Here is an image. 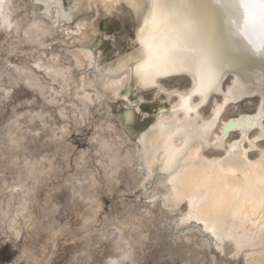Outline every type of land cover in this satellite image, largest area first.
Instances as JSON below:
<instances>
[{
  "label": "bare ground",
  "instance_id": "obj_1",
  "mask_svg": "<svg viewBox=\"0 0 264 264\" xmlns=\"http://www.w3.org/2000/svg\"><path fill=\"white\" fill-rule=\"evenodd\" d=\"M75 2L78 7L72 12L71 20H62L60 26L55 29L57 43L54 47L49 50L40 49L32 52L31 46L24 43V29L33 22L32 13L34 11L43 12V5L35 6L34 0H4V5L0 6L2 8V11H0V33L2 34L0 55L3 53L8 57L10 56L9 53H13V55L23 53L22 60L14 65L17 67L27 66L32 69V65L37 59L49 63V57L53 55L60 56V59L56 62L57 64L70 67L71 65L66 63V59L69 58V54L76 55L75 49L83 48L92 52L96 58L95 66L88 69L84 58L80 57L81 62L85 63V68L79 71V74L85 75L91 82L98 83V90L101 95H108L109 99L96 101L90 108L92 124L88 139L90 141L94 135H97L98 129L101 127L100 122L108 117L107 123L103 126L105 131L99 132V135L105 140H113L115 137H119V140L116 141L120 145L117 155L124 158L120 162L116 176L119 183H113L109 180L105 175L104 168L96 164L97 160H102L104 164H107L111 158L103 152L97 155L100 149L99 144L90 143V150L80 151L74 158H71L67 137L75 123L71 119L72 109L70 106L66 108V114L69 116L68 120L60 119L58 108L54 109L51 106H47V109L43 108L44 111L53 113L54 121H49L50 124L55 122L57 128L67 126L69 134L60 142L49 140L53 133L50 129L42 130L39 120L29 124L30 116L15 115L10 121L14 120L16 116H21V118L16 124L9 121L5 130V144L14 160L0 167L1 173L2 170H7L13 175L9 182H7L8 180L0 181V231L5 230V233L8 232L15 238L20 235L23 226L24 229H30L37 236L43 232L48 235L51 232L55 233L57 229L53 228L52 223L41 220L42 212L56 210L51 201L47 200L40 206L37 212L42 213L41 217L36 216L31 207L38 200L36 194L41 185L48 179L61 177V182H58V185L55 184L54 188L51 187L52 191L53 189L60 190V187L66 188L70 199H76L84 208L80 218V227L76 230H70L68 233H71L73 237L82 238L87 248H89L94 234L98 240L108 238L112 251L110 257L103 264H110L111 261H116L117 264H141L144 258L143 250L147 240L150 242V236L151 239L155 237V241H153L155 243L159 238L168 239V245L171 246V249L168 247L170 250L167 249V254L180 259L182 264H214L215 259L207 256L210 249L217 251L224 262L236 264L240 261L244 264H264V139H258V137H264V129L259 126L248 129L235 128L223 138V147L213 146V142L220 137V127L226 120L239 119L242 116L256 118L261 112V103L264 98L258 92L254 95L243 92L234 94L233 90L238 87V82L241 80L240 72L225 69L217 84V87L224 93L223 96H218L213 91L206 94V103L196 111L187 115L183 110L172 112L170 109L179 102L180 95L170 97L169 93L182 95L194 83L191 75L192 65L191 62H188L184 65L189 69L187 74L179 70L170 71L168 75L157 76L147 88L138 86L134 79L130 82L131 90L134 88L133 90L136 92L151 91L153 96L161 102H168V104H160L154 119L136 134L135 138H132L128 132L120 128V120L112 112V103L119 98L123 99V95H127L129 91L126 92L125 87L120 86L117 90L105 93L103 85L116 84L118 81H122L123 78L128 76V72L120 71V69L128 61L143 59L146 55V51L142 49L136 33L143 24L144 19L149 15L150 0H134L140 7H131L130 0H120L119 4L111 9L105 7V0H75ZM72 3L73 0L63 3L65 11ZM123 7L129 9L136 23L135 39L130 52L119 56L115 61L105 64L100 58V50L97 44H93L95 36L91 35L93 29L97 33L96 16L99 14H113ZM51 15L55 18V9L52 10ZM37 19H42L45 24L51 23L47 17L37 16ZM5 20L12 25L11 28L7 27ZM71 22H73V25L70 24ZM18 23H20L19 31L17 30ZM77 24L84 25L80 35H77ZM61 41L63 42L61 43ZM45 42L50 43L51 39L46 38ZM224 58L235 61L239 59V56L238 54H225ZM262 67L264 66L258 60L244 64V69L250 74L252 91L256 90L259 79L256 73H259ZM33 71L37 75H43L39 70L33 69ZM44 79L47 80V77H44ZM181 80L186 83L180 85L178 82ZM18 83L23 84V81L14 68L2 67L0 69L1 96L12 84L16 85ZM49 86H51L50 82ZM33 93L39 96L44 103V98L38 90L33 91ZM142 94L137 93L134 99L137 100L142 97ZM72 96H75L74 89ZM57 99H64L65 105L75 102L68 97H57ZM226 100L227 103H225ZM199 101V95L193 96L189 101V105L195 108ZM250 102H253L252 109L244 110L240 108ZM126 103L124 102V104ZM221 106L223 110L218 114L215 128L208 135L209 147L201 148L199 143H194L181 158L175 170L168 174L160 172V168L163 166L162 162L153 164L150 179L147 182L144 181V176L148 175V169L144 167L145 160L143 156L145 151L149 154V160L152 159L153 154H155L158 161H161V158L164 157V138H160V129H154V125L163 122L173 126L169 131H174L175 127H185V121L189 122L188 127H191V125L202 126L205 121L210 120L215 114L214 109ZM40 110L41 108L27 110L23 113L27 114ZM108 110H110V114ZM232 111L233 113H231ZM55 118L58 119V123H56ZM108 123L113 125L114 130L111 134L107 132ZM258 123H264V120L258 121ZM40 130L44 132L47 142H53L57 146L53 155L33 156L28 152L29 145L34 143L37 138L32 133ZM142 136L145 137V141L139 143ZM241 137H244V139H241ZM12 139H16L17 144L11 143ZM182 139V136L177 135L173 137L171 143L179 147ZM236 142H240L238 151L229 153V145H235ZM198 148L200 149L199 152H197ZM81 152H87L89 157L82 162V166L78 170L77 162ZM44 156L47 159L38 164L34 174L29 176L28 171L22 167L23 160L27 158L38 161ZM48 160H52V163L49 164ZM13 161H19V164H13ZM142 167H144L143 174H141ZM49 168L53 170L51 172L45 171ZM41 171H44L43 176H39ZM94 173L96 174V182L93 185L90 177ZM161 177L165 183L172 181L168 189L174 195L172 200V207L176 209L174 214L163 208L162 201L148 207L144 206L145 204L143 206L140 204V199L143 198L146 201V199L151 198L143 195L144 187H147L149 192H154L158 196L165 194V190L159 188ZM76 180H88L89 183L81 185L77 184ZM120 183L124 185L125 189L123 191L129 193L139 192L137 196L140 199L126 200L121 198L116 203L113 212L105 216L99 215L103 207L100 199L101 193L103 191L106 192L105 194L114 192L119 188ZM141 184L144 187H140ZM20 185L24 186L23 190H19ZM9 189L17 190L10 191ZM116 192L118 193V191ZM193 198H195L194 202ZM92 200L95 202L90 204L89 201ZM93 209L98 211L94 212ZM142 210L150 211L151 215L143 216ZM18 212L21 214L17 215ZM190 213L197 220L203 221V224L199 225L201 229L205 224L210 228H214L223 243L214 242L212 247L208 248L200 238V233L189 227L179 230L185 232L186 237L179 240L173 239L177 234V230L172 221L178 222ZM141 216H143V219H137ZM85 219H94V222L85 227L83 224ZM51 220L53 221V218ZM151 229L155 235L153 237L152 232L150 233ZM205 235L210 236L208 233ZM188 241H191V243ZM125 254L128 258L126 260L121 259ZM34 263H37V261Z\"/></svg>",
  "mask_w": 264,
  "mask_h": 264
},
{
  "label": "snow or ice",
  "instance_id": "obj_2",
  "mask_svg": "<svg viewBox=\"0 0 264 264\" xmlns=\"http://www.w3.org/2000/svg\"><path fill=\"white\" fill-rule=\"evenodd\" d=\"M119 2L120 0H105V7L111 9L118 5ZM34 3L37 7L42 4L43 12L34 11L32 13L33 22L24 29V43L31 46L32 52L40 49H52L57 43L55 29L60 26L62 20H71V14L78 5L73 0V3L68 6V10L65 11L63 0H34ZM2 5H4V0H0V6ZM130 6L140 7L134 0H130ZM53 9H55V18L51 15ZM0 11H2V8H0ZM37 16L41 18L47 17L51 23L45 24L42 19H37ZM5 24L8 28L12 27L7 20H5ZM83 27L84 25L81 24L76 25L77 35L81 34ZM17 30H20V23L17 24ZM91 35H96L94 29ZM136 35L142 45V49L146 51V55L143 59L128 61L120 69V71H127L128 76L116 84H104L105 93L117 90L120 86L125 87L126 92L130 91V82L133 79L138 86L147 88L157 76L168 75L170 71L179 70L187 74L189 69L184 65L191 62V75L194 83L182 95L169 93L170 97L172 95H180L179 102L170 109L172 112L183 110L185 115H187L196 111L206 103V94L213 91L218 96H223L224 93L217 87V84L225 69L240 72L241 80L238 82V87L233 90L234 94L243 92L254 95L258 92L264 98V67L259 73H256L259 79L255 91H252L250 74L244 69V64L253 60H258L264 66V0H150L149 15L138 28ZM46 38H50L51 42H45ZM75 52L76 55L69 54V58L66 59V63L70 64V67H63L57 64L56 62L60 59L58 55L49 57V63L37 59L32 65V69L27 66L17 67L16 65H8V67L14 68L20 74V78L27 88L39 91L44 98L46 106H51L54 109L58 108L61 120L69 119L66 114V108L70 106L72 109L71 119L74 121L76 128L79 129L82 125L90 128L92 124L90 108L96 101L108 100L109 96L101 95L98 90V83L91 82L85 75L79 74V71L85 68V63L81 62L80 57L84 58L88 69L95 66L96 58L92 52L83 48H77ZM225 54H238L239 59L235 61L226 60L224 58ZM9 55L11 56L13 53H9ZM33 69L39 70L43 75H37ZM44 77H47V80ZM49 82L51 86H49ZM73 89L75 96H72ZM196 95L200 96V101L194 108L189 105V101L191 97ZM10 96L11 89L4 92L3 96H0V103L8 100ZM57 97H68L75 102L65 105L64 99L58 100ZM123 99L127 102V106L122 113L118 114L120 128H123L129 135H133L131 129L139 118L137 113L140 112L137 105L143 104V101L135 100L128 95H123ZM34 102V100H21V104L27 105H33ZM227 102L226 100L225 103ZM222 110V106L215 108V114L210 120L205 121L202 126L191 125V127H188L189 122L185 121V127H175L174 131H169L173 126L163 122H158L157 125H154V129H160V138H164V157L161 158V161H158L155 158V154H153L152 159L149 160V154L145 151L143 159L145 160L144 167L148 169V175L144 176V181L147 182L150 179L153 164L162 162L163 166L160 168V172L168 174L175 170L181 158L194 143H199L201 148L209 147L208 135L215 128L218 114ZM108 111L110 114V110ZM23 115L31 117L29 124L39 120L42 130L50 129L53 133L49 137L50 141L60 142L69 134L67 126L57 128L55 122L49 123V121H54L53 113L44 111L43 107L37 112L21 113V116ZM21 116H16L10 123L16 124ZM107 120L108 117H105V120L100 122L101 127L98 129L97 135L91 138L90 143L100 145L97 155L103 152L111 157L107 164H104L102 160H97L96 164L104 168L105 175L109 180L113 183H119L116 176L120 162L124 159L117 155L120 145L116 141L119 140V137H115L113 140H105L99 135V132L105 131L103 126L107 123ZM261 120H264V100L261 103V112L256 118H245L242 116L239 119L226 120L221 125V135L213 142V146L223 147V138L235 128L248 129L259 126L264 129V123H258ZM113 130V125L108 123L107 132L111 134ZM32 134L40 137L42 132L36 131ZM177 135L183 138L179 147L171 143L173 137ZM241 139H244V137H241ZM258 139H264V137H258ZM144 141L145 137L142 136L139 143H144ZM11 143L17 144V140L12 139ZM239 147L240 142H236L235 145H229L228 151L229 153H234L238 151ZM199 150L198 148L197 152ZM88 157L89 154L87 152H81L77 162L78 170L81 168L82 162ZM46 159V156L41 157L38 161L25 158L22 167L28 171L29 176H32L37 165ZM48 163L51 164L52 160H48ZM13 164H19V161H13ZM144 167L141 168V174H143ZM52 170L49 168L45 171L51 172ZM43 175L44 171H41L39 176ZM95 178L96 174L94 173L90 177L93 185L96 182ZM75 182L81 185L89 183L88 180H76ZM171 183L172 181L163 182L161 177L159 188L165 190V194L162 196L149 192L148 188L144 187L143 184L139 185L144 187L143 195L151 197L146 199L145 203L155 205L157 202L162 201L163 208L174 214L176 211L172 207L174 195L168 189ZM23 187V185H20L19 190H23ZM9 190L16 191L17 189ZM137 199H140V197H137ZM194 201L195 198H193ZM94 202V200L89 201L90 204ZM93 211L98 210L93 209ZM142 212L143 216L151 215L150 211L142 210ZM20 214L19 212L17 213V215ZM143 216L137 219H143ZM93 222L94 219H85L83 224L87 227ZM172 224L175 225L177 230V234L173 239L179 240L186 237V233L179 230L189 227L200 233V238L208 248H211L214 242L223 243L214 228H210L205 224L201 229L199 225L203 224V221L197 220L191 213L178 222L172 221ZM206 233L210 234V236L205 235ZM188 242L191 243V241ZM127 258L125 254L121 259L126 260ZM110 264H117V262L111 261Z\"/></svg>",
  "mask_w": 264,
  "mask_h": 264
},
{
  "label": "rangeland",
  "instance_id": "obj_3",
  "mask_svg": "<svg viewBox=\"0 0 264 264\" xmlns=\"http://www.w3.org/2000/svg\"><path fill=\"white\" fill-rule=\"evenodd\" d=\"M66 2H68V0H63V3ZM70 24L73 25V22ZM135 24L136 23L132 18L131 12L126 7H123L120 11L113 14H99L96 16L97 33L93 39V44H97V47L100 50V58L105 64L115 61L119 56H123L131 51L133 40L135 39ZM1 37L2 34L0 33V44L2 42ZM23 55V53H20L7 57L1 53L0 69L2 67H8V65L17 64L22 60ZM178 83H180V85H184L186 82L181 80ZM12 85L9 88L11 89L10 98L0 103V167L5 163H9L11 160H14V157H11V154L5 144V130L7 129L9 121L13 119L15 115H20L27 110L40 109L42 107L47 109V106L43 105L44 103L41 98L25 85L21 83ZM133 89L134 88H132V90L127 94L133 99L137 93H143L142 97L137 99L143 101V104L137 105L140 109V112L137 113L139 118L136 120L135 126L131 129L133 135L130 136L135 138V136H137L136 134L142 131L149 124V122L154 119L158 106L162 103L168 104V102H161L158 98L153 96L151 91L136 92ZM21 100H34L35 102L33 105H27L21 104ZM124 102H126L124 99L119 98L112 103V112L116 118H118L117 115L122 113L126 108L127 103L124 104ZM252 106L253 102H250L240 108L250 110L252 109ZM231 113H233V111ZM55 121L58 123L57 118H55ZM41 132L42 135L37 137L36 141L29 145L28 152H30L31 155L33 154V156L41 154L53 155L57 146H55L53 142H47L44 132ZM90 133L91 127L89 128L86 125H82L80 129H77L75 126L72 127V131L67 137L71 158H74L80 151H87L91 149L90 141L88 139ZM0 174V181L8 180L7 182H9L13 176L7 170H2V173L0 171ZM58 178L53 177L48 179L41 185V188L36 194L38 196V200L35 204H32L31 207V210L36 216L41 217V214L43 213L44 215L42 214L41 220H45L46 223H52L51 225L53 228L57 229V231L55 233L51 232L49 235L46 232H43L37 236L30 229L26 230L24 229V226H21L23 229L21 228V233L17 238L8 232L5 233V230L0 231V264H14L15 262L17 264H103V262L110 257L112 249L110 248L108 238L98 240L97 236L94 234L90 241L89 248H87L82 241V238L73 237L71 233H68L70 230H76L80 227V218L84 208H82L79 201L76 199H70L66 188L64 189V187H60V190L53 189L52 191V188L58 185L62 180L61 177ZM50 181H52V183H50ZM122 187L123 189H121ZM124 189L123 183H120L119 188H117L114 192L107 193L108 195L105 194L106 192L104 191L101 193L100 199L103 207L99 215L102 214L101 216H105L113 212L115 210L116 203L121 198H125L126 200H136V198L139 197L137 196L139 192H136L137 194L129 193L123 191ZM116 191H118V193ZM47 200L49 202L51 201V204L56 208V210H48L42 213L37 212L43 202ZM143 200V198L140 199V204L142 206L145 204L144 206L148 207L149 204H146L145 200ZM52 218L53 221L51 220ZM151 232L152 237L155 236L152 229L150 233ZM154 238L155 237L151 239L150 236V242L147 240L148 245L146 244L143 250V257L145 259H142L141 264H182L180 259L167 254V249H171V246L168 245V239L156 238V244L153 242L155 241ZM162 240L164 241V244L161 242ZM207 256L215 259L216 262L214 264H235L232 262H224V260H222V256L213 249H210ZM35 261H37V263H34ZM236 264L244 263L238 261Z\"/></svg>",
  "mask_w": 264,
  "mask_h": 264
}]
</instances>
